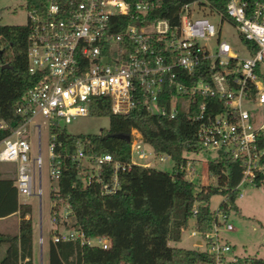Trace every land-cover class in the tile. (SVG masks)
<instances>
[{"label": "built area", "instance_id": "1", "mask_svg": "<svg viewBox=\"0 0 264 264\" xmlns=\"http://www.w3.org/2000/svg\"><path fill=\"white\" fill-rule=\"evenodd\" d=\"M159 5L160 0H47L44 9L29 11L28 71L39 79L17 106L26 121L0 143V161L17 163L19 196L33 194L34 178L27 169L43 165L41 152L31 157L28 127L34 124L39 139L48 128L50 172L57 180L62 161L52 128L90 115L96 97L110 98L117 114L142 106L152 114L176 118L184 110L199 122L203 150H223L242 162L240 196L243 187L264 186V78L260 75H264V0H190L180 7L178 23L153 18ZM214 17L220 18L218 27L211 20ZM224 24L234 26L256 52L246 46L249 55L240 58L221 39ZM208 97L222 100L224 110L213 113ZM38 115L45 118L44 126L35 121ZM144 146L142 134L133 130L129 163L111 154L95 155L88 140L78 141L75 158L90 162L91 175L84 177L85 182L101 183L103 193L110 195L120 188V171L134 164L152 167L135 159L158 156ZM107 166H112L111 181L103 176ZM190 166L189 161L186 170L194 171ZM61 214L71 219L68 204ZM228 218L229 212L220 205L206 233L205 250L219 264H225L232 252L219 234L221 226L234 229ZM52 223L54 228V219ZM78 239L102 249L112 244L109 237H88L79 229L53 236L54 242Z\"/></svg>", "mask_w": 264, "mask_h": 264}, {"label": "trees", "instance_id": "2", "mask_svg": "<svg viewBox=\"0 0 264 264\" xmlns=\"http://www.w3.org/2000/svg\"><path fill=\"white\" fill-rule=\"evenodd\" d=\"M188 1L160 0L152 17L178 23L179 9ZM46 5L47 0H27L29 11L44 9ZM30 34V20L24 25L0 24V143L26 121L27 117L17 112V106L39 79L28 71ZM241 38L255 53L256 47ZM206 102L213 113L224 110V103L218 98L208 97ZM90 115L109 117V128L88 135L71 134L66 126L52 128L62 161V172L51 194L54 203L51 217L55 220L52 231L54 236L62 229H79L88 237H109L112 244L109 249H102L83 244L79 239L54 242L52 236L49 264H219L208 250L171 246L170 242L182 239L193 218L197 231L206 239L215 219V211L210 207L215 195L225 197L222 209L228 212L238 209L242 162L228 152L218 151L207 164L215 182L200 186L186 177L189 162L186 154L203 151L199 122L190 119L184 110L176 118L152 114L142 106L127 114H117L112 110L110 98L96 97ZM133 130L142 134L144 142L157 155L166 154L175 161L173 172L134 164L131 169L119 172L120 188L110 195L103 193L99 182L87 184L84 177L91 175V165L75 158L78 141H90L95 155L111 154L115 160L129 163L131 140L126 136H132ZM17 173L18 170L6 176L0 161V218L14 213L20 216L17 234L0 233V245H7L0 264H34V224L28 217L32 206L20 200L15 184ZM103 176L111 181L112 166L106 167ZM67 204L71 209L70 220L61 214ZM225 264H264V258L246 257Z\"/></svg>", "mask_w": 264, "mask_h": 264}, {"label": "rangeland", "instance_id": "3", "mask_svg": "<svg viewBox=\"0 0 264 264\" xmlns=\"http://www.w3.org/2000/svg\"><path fill=\"white\" fill-rule=\"evenodd\" d=\"M211 20L217 27L219 26V17H214ZM28 21L27 0H0V24L24 25ZM221 39L227 40L240 58L248 57V49L234 26L224 24ZM262 71L264 72V66ZM35 121L43 126L46 124V120L42 115L36 116ZM109 126V117H94L91 115L79 117L66 125L68 132L75 135L96 134L102 129L109 128ZM28 129L29 140L32 144L31 157L34 159L41 152L43 165L39 169L37 165L32 164L27 169L34 178L33 194L30 196L22 195L20 199L22 202L29 203L32 206V213L28 217L32 218L34 224V264H49V242L53 236L52 229L54 226L51 218L54 205L51 194L53 186L56 184V180L52 179L50 172L49 143L51 136L48 128L42 130L41 139H39V133L34 128V124H31ZM144 147L148 152L154 151L149 144L145 143ZM216 156L217 151L215 150H203L199 153L186 154L192 168H194V171L191 172L186 170V177L197 182L200 186L213 184L215 180L210 177L207 164ZM161 157L166 159L161 161ZM135 159L140 163L150 162L152 167L170 173L173 172L175 166V161L166 154L158 156L153 154L147 160H139L137 157ZM10 170L16 172L17 168L13 166ZM40 188L42 193H40ZM241 193H243V196L239 194L237 198L238 209L229 212L228 223L232 224L234 229L228 231L221 226L219 231L222 243H227L232 247V252L227 256L226 263L246 257L264 258V186L243 187ZM224 200L225 197L221 194L213 196L210 202L211 209L213 211L218 210ZM220 221H223L221 217ZM18 230V217L0 221V233L17 234ZM61 231L65 232L66 230L62 229ZM198 241L201 243H197ZM41 245L44 247V254ZM170 245L199 250L207 248L206 239H203L197 231L194 218L190 220L189 227L183 231L182 239L180 241H171ZM6 249V244L0 245V258L5 254Z\"/></svg>", "mask_w": 264, "mask_h": 264}, {"label": "crops", "instance_id": "4", "mask_svg": "<svg viewBox=\"0 0 264 264\" xmlns=\"http://www.w3.org/2000/svg\"><path fill=\"white\" fill-rule=\"evenodd\" d=\"M12 164H14V165H12ZM13 166H16V168H17V170H18L17 163H14V162H2V161H1V170H2V172H3L6 176H9V175L12 174V170H10V169H11ZM20 200H21V199H20ZM12 217H18V225H19V227H20V216H19L18 213H14V214H12V215H10V216H8V217L0 218V221H6V220H9V219H11ZM18 232H19V230H18ZM197 243H199V241H198ZM43 245H44V244H43ZM41 249H43L42 251H43V254H44V247H42V245H41ZM42 251H41V253H42ZM42 261H43V259H42Z\"/></svg>", "mask_w": 264, "mask_h": 264}, {"label": "water", "instance_id": "5", "mask_svg": "<svg viewBox=\"0 0 264 264\" xmlns=\"http://www.w3.org/2000/svg\"><path fill=\"white\" fill-rule=\"evenodd\" d=\"M126 138L130 141L131 140V136L130 135H127ZM201 242H199L200 244Z\"/></svg>", "mask_w": 264, "mask_h": 264}]
</instances>
